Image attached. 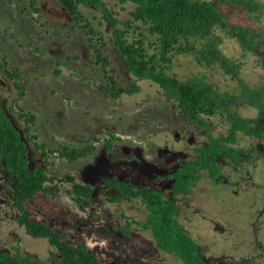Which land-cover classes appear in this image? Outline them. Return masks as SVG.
<instances>
[{
    "label": "rangeland",
    "instance_id": "rangeland-1",
    "mask_svg": "<svg viewBox=\"0 0 264 264\" xmlns=\"http://www.w3.org/2000/svg\"><path fill=\"white\" fill-rule=\"evenodd\" d=\"M40 5V21L47 22V31L34 21L35 14L28 9L26 0H0V39L27 82L25 95L19 97L0 71V102L24 137L26 122L12 111L13 101L33 112L36 118L31 131L50 148L68 141L81 145L94 136L100 140L92 155L74 162L52 154L46 160L27 141L31 165L46 164L49 175L61 188L54 196L39 195L27 203L33 217L64 230L72 241H85L98 253L102 264H184L160 249L150 230L133 228L127 236L118 229L125 222L123 213L145 219L147 210L139 199L122 198L117 190L103 186L102 192L94 195L93 204L81 210L67 193L70 183L65 180L73 175L79 182L94 186L102 177L114 176L165 191L170 198L173 182L167 174L189 158L195 146L205 142L204 132L188 125L174 100L151 81L137 80L140 90L130 96L112 98L105 94L100 89L104 84L101 70L89 62L92 50L85 35L77 31L67 36L63 25L71 19L55 0H40ZM111 6L121 18L127 17L119 6ZM219 8L235 23L259 27L260 23L240 7L220 4ZM86 12L88 16L98 14L95 10ZM106 39L105 49L117 69V78L125 84L131 74L107 32ZM222 47L228 55L244 62L240 78L251 84L264 83L263 46L261 57L249 53L243 58L235 40L224 39ZM54 68L60 74H55ZM173 71L181 79L192 74L205 76L220 90L236 87V81L222 69L200 66L189 55H176ZM237 111L262 119L264 128V110L240 104ZM227 128L219 117L211 124L214 134L226 132ZM108 132L119 138L113 145L117 155L105 150L106 138L111 139ZM250 142L259 148L256 154L264 153V139L239 140L244 146ZM245 172L248 178L236 173L229 182L210 184L202 180L191 192L176 194L177 218L182 224L185 219V226L191 227L187 229L200 244L208 264H264V164L254 158ZM12 189L13 181L7 183L0 162V249L17 245L21 252L45 264H62L45 238L28 235L17 223V211L10 203ZM113 196L116 200L110 202Z\"/></svg>",
    "mask_w": 264,
    "mask_h": 264
},
{
    "label": "trees",
    "instance_id": "trees-1",
    "mask_svg": "<svg viewBox=\"0 0 264 264\" xmlns=\"http://www.w3.org/2000/svg\"><path fill=\"white\" fill-rule=\"evenodd\" d=\"M26 1L28 9L35 14L34 21L47 31V22L40 21V0ZM55 1L70 16L71 22L63 25L67 36L77 31L85 35L92 50L89 62L100 68L104 80L100 89L105 94L112 98L133 95L140 90L137 81L140 79L156 83L174 100L175 108L181 112L187 124L202 130L205 135V142L195 146L192 155L167 174L173 182L170 198L165 196V191L114 176L102 177L93 186L79 182L70 175L65 180L70 183L67 193L81 210L93 204L94 195L102 192L103 186L117 190L122 198L139 199L147 215L139 220L123 213L125 222L118 227L122 233L129 236L133 228L137 231L150 230L157 246L184 264H208L200 244L188 231L192 230L191 227L185 226L183 219L184 227L177 218L176 194L179 191L191 192L202 180L209 183L229 182L232 174L236 173L240 178L242 175L247 177L245 169L249 171L254 158L264 164V153L256 154L260 151L257 145L251 142L247 146L239 144L241 137L264 139L262 119L258 121L237 111L240 104L264 110V83L251 84L240 78L244 62L228 55L222 47L224 39H231L237 42L242 51L241 58L249 53L262 56L264 0ZM111 4L119 6L120 11H126L127 17L121 18L120 12L114 10ZM220 4L242 8L250 18L260 23L259 27L231 21L219 8ZM87 10H95L98 14L88 16ZM106 32L131 74L125 84L117 78V69L105 49ZM179 54L191 56L198 65L206 68L219 67L231 80L236 81V87L220 90L205 76L197 74L181 79L173 71L174 58ZM13 61L0 39V71L12 83L18 96L22 97L26 93L27 82L23 70ZM256 61L261 63L260 59ZM261 66L264 69V63ZM52 71L60 74L59 69ZM11 109L26 122L24 137L0 102V162L7 183L13 181L10 203L17 211V223L28 235L45 238L54 248L52 254H58L62 264H102L98 253L90 249L85 241H72L64 230L33 217L27 206L30 200L39 195L54 196L61 189L54 177L49 175L46 164L31 165L27 141L32 142L46 160L52 154L74 162L92 155L97 149L99 137H91L81 145L70 141L59 142L50 148L31 131L35 114L25 110L17 100L13 101ZM215 117H219L221 123L228 127L226 132H211ZM108 134L111 139L106 138L105 150L117 155L113 145L119 138L113 132ZM262 184L260 186L264 188V177ZM115 200L116 196H113L110 202ZM0 264L45 263L38 257L21 252L19 246L12 245L11 249H0Z\"/></svg>",
    "mask_w": 264,
    "mask_h": 264
}]
</instances>
